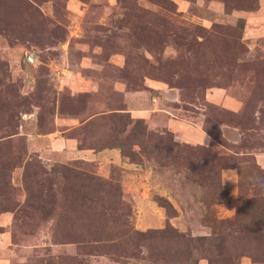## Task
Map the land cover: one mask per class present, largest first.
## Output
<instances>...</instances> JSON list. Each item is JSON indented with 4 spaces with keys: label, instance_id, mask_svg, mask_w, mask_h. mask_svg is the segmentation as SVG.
<instances>
[{
    "label": "rangeland",
    "instance_id": "1",
    "mask_svg": "<svg viewBox=\"0 0 264 264\" xmlns=\"http://www.w3.org/2000/svg\"><path fill=\"white\" fill-rule=\"evenodd\" d=\"M257 155L264 0H0V264H264Z\"/></svg>",
    "mask_w": 264,
    "mask_h": 264
},
{
    "label": "crops",
    "instance_id": "2",
    "mask_svg": "<svg viewBox=\"0 0 264 264\" xmlns=\"http://www.w3.org/2000/svg\"><path fill=\"white\" fill-rule=\"evenodd\" d=\"M194 137H195V140H197L200 143H203V144L207 143L206 136L201 134V133L195 134ZM255 158H256V163L257 164H264V163H262V161L260 159V155H257V157L255 156Z\"/></svg>",
    "mask_w": 264,
    "mask_h": 264
}]
</instances>
